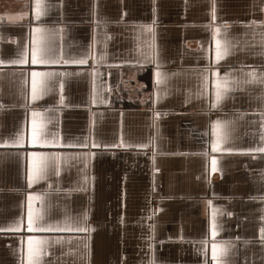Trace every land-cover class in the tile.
I'll return each mask as SVG.
<instances>
[{
  "label": "crops",
  "instance_id": "obj_1",
  "mask_svg": "<svg viewBox=\"0 0 264 264\" xmlns=\"http://www.w3.org/2000/svg\"><path fill=\"white\" fill-rule=\"evenodd\" d=\"M258 149L264 0H0V264H264Z\"/></svg>",
  "mask_w": 264,
  "mask_h": 264
},
{
  "label": "snow or ice",
  "instance_id": "obj_2",
  "mask_svg": "<svg viewBox=\"0 0 264 264\" xmlns=\"http://www.w3.org/2000/svg\"><path fill=\"white\" fill-rule=\"evenodd\" d=\"M217 32H219V29H217ZM227 54V48H224L223 50H221V44L220 41H217V59H221L224 55ZM20 63H23L24 61L21 60L19 61ZM46 61L44 60H38L37 59V50H33L32 53V63L36 64V63H45ZM81 63H83L84 61H80ZM33 77L36 76H45V75H49V74H45V73H33L32 74ZM218 75V74H217ZM252 76L253 79H255V74L254 72L250 74ZM227 87V83L226 81L224 83H221V81L218 79L217 80V84H216V100L217 102H219V100L221 99V95H222V88H226ZM35 93H36V81L35 79L33 80V98L35 99ZM217 127H219V124L217 125ZM36 137H37V128L34 122V128H33V142H36ZM220 139V135L218 133V140ZM217 147V145H213V149L215 150ZM259 151H264V149H258ZM251 151V150H249ZM215 158H213V170H215ZM30 181H31V177H30ZM31 198V197H30ZM27 227L30 231H34L37 230L34 227V217H33V212L31 210V207L29 209V213H28V224ZM40 231H86L87 229H70V228H65V229H59V228H52L51 226L47 227V228H43V229H38ZM213 236H215V225H213ZM262 238H264V229H262ZM32 237H29V253L30 255L32 254ZM215 248L216 246L213 245V259L216 258V254H215ZM30 264H36V261H31Z\"/></svg>",
  "mask_w": 264,
  "mask_h": 264
}]
</instances>
